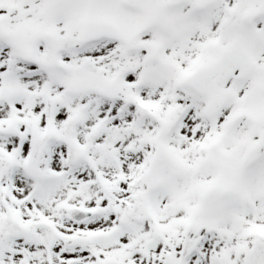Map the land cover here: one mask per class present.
<instances>
[{
	"label": "snow or ice",
	"instance_id": "6c2138e0",
	"mask_svg": "<svg viewBox=\"0 0 264 264\" xmlns=\"http://www.w3.org/2000/svg\"><path fill=\"white\" fill-rule=\"evenodd\" d=\"M0 264H264V0H0Z\"/></svg>",
	"mask_w": 264,
	"mask_h": 264
}]
</instances>
